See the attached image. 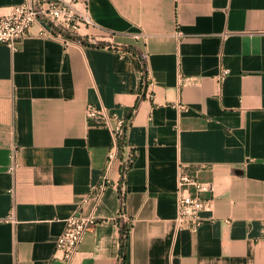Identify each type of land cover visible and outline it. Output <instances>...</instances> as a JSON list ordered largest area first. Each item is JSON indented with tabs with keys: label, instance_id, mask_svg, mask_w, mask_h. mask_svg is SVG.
<instances>
[{
	"label": "crops",
	"instance_id": "crops-1",
	"mask_svg": "<svg viewBox=\"0 0 264 264\" xmlns=\"http://www.w3.org/2000/svg\"><path fill=\"white\" fill-rule=\"evenodd\" d=\"M89 11L83 44L40 35L43 22L16 49L0 43V264H65L57 238L104 180L71 264H264V0H89ZM89 104L128 120L123 158L136 159L123 181ZM182 165L214 185L195 232L177 222Z\"/></svg>",
	"mask_w": 264,
	"mask_h": 264
},
{
	"label": "built area",
	"instance_id": "built-area-1",
	"mask_svg": "<svg viewBox=\"0 0 264 264\" xmlns=\"http://www.w3.org/2000/svg\"><path fill=\"white\" fill-rule=\"evenodd\" d=\"M38 22H43L40 35L47 38L61 39L66 46L74 43L83 44L80 38L82 26L95 25L90 11L89 0H24L22 3L11 6L7 12H0V43L16 49L23 40L30 35L31 27ZM142 87L148 83L146 68ZM229 73L224 69L221 73L223 79ZM183 84H189L192 78H184ZM142 88V94H143ZM179 110H185V104H177ZM87 118L110 128L114 135V142L109 151L108 158L113 161L117 158L119 142L127 134L128 120L120 116L116 111H111L105 106L89 104L86 108ZM16 150L11 154V170L16 168ZM136 151L129 154L120 161L121 171H127L129 164L135 162ZM126 174V173H125ZM105 178H107L105 176ZM107 185L104 180L97 186L91 195L94 202L93 209L86 213L79 210L66 220L64 231L56 241L57 253L65 264H71L78 254L84 237L92 230L98 221L96 209L100 203L102 194ZM214 185L212 182L200 179L196 168L190 165H182L178 177V226L182 229L197 231L203 224L201 212L210 209L213 205ZM125 217L123 211L120 212ZM126 218V217H125ZM7 221L16 222L14 212L11 211L6 218ZM128 223V222H127ZM130 230V224L127 226Z\"/></svg>",
	"mask_w": 264,
	"mask_h": 264
},
{
	"label": "trees",
	"instance_id": "trees-1",
	"mask_svg": "<svg viewBox=\"0 0 264 264\" xmlns=\"http://www.w3.org/2000/svg\"><path fill=\"white\" fill-rule=\"evenodd\" d=\"M127 128H128V126H127ZM125 145H126V136L122 140H120V142H119L118 154H119V156L122 159H123V152H124ZM133 151H135V150H133ZM135 159H136V156H135ZM133 164H134L133 162H131L129 164V167H128L127 171L133 166ZM127 171H125L124 169H122V181L124 180L125 173ZM119 189H120V199H121V211H123V209L125 207V196H126V194L122 191L121 185H120V188ZM127 229H128L127 226H122L121 227V247H120V255L123 257V259H125V257H126V249H127L128 238H129V231Z\"/></svg>",
	"mask_w": 264,
	"mask_h": 264
}]
</instances>
